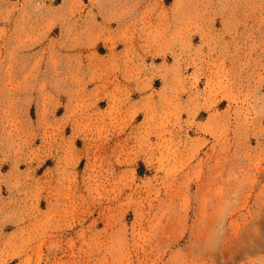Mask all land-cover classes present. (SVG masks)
Here are the masks:
<instances>
[{
    "label": "rangeland",
    "instance_id": "374dc122",
    "mask_svg": "<svg viewBox=\"0 0 264 264\" xmlns=\"http://www.w3.org/2000/svg\"><path fill=\"white\" fill-rule=\"evenodd\" d=\"M0 264H264V0H0Z\"/></svg>",
    "mask_w": 264,
    "mask_h": 264
}]
</instances>
